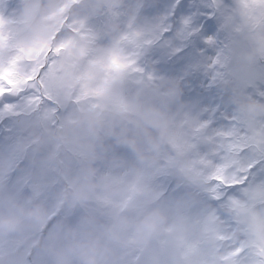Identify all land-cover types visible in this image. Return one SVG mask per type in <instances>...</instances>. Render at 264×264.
I'll use <instances>...</instances> for the list:
<instances>
[{"label":"rangeland","instance_id":"rangeland-1","mask_svg":"<svg viewBox=\"0 0 264 264\" xmlns=\"http://www.w3.org/2000/svg\"><path fill=\"white\" fill-rule=\"evenodd\" d=\"M154 2L0 0V68L22 56L42 61L48 46L63 44L62 101L71 109L55 128L45 123L50 113L33 120L0 111V264H235L231 249L241 241L248 264H259L264 186L220 210L231 227L215 208H200L207 182L176 129L180 88L141 75L151 68L141 45L160 24L141 10ZM227 3L234 7L217 21L233 36L236 86L244 88L264 77L252 69L264 58V2ZM22 82L13 78V89ZM74 98L79 103L70 104ZM229 101L250 127L248 143L264 142V103L238 88ZM165 156L168 167L183 170L176 198L162 197L153 181ZM21 161L28 165L17 169L23 192L7 185Z\"/></svg>","mask_w":264,"mask_h":264},{"label":"snow or ice","instance_id":"snow-or-ice-1","mask_svg":"<svg viewBox=\"0 0 264 264\" xmlns=\"http://www.w3.org/2000/svg\"><path fill=\"white\" fill-rule=\"evenodd\" d=\"M233 7L227 0H210L208 5L199 8L196 0H171V3L155 0L141 10L149 20L160 24L156 37L141 45L142 59L151 68L139 70L156 86L169 82L179 86L176 129L190 149L188 160L207 182V188L200 192V208L211 206L218 216L221 209L250 187L264 186V142L248 143L250 127L236 119L234 106L229 101L232 90L238 88L242 95L264 103V77L244 88L236 86L238 71L229 51L233 36L227 25L217 21V15L230 14ZM206 8L210 10L205 11ZM219 32H225L227 38L221 40ZM63 51V44L54 43L40 53L42 61L22 56L7 68H0V111L11 110L6 118L27 114L33 120H40L45 113H50L52 119L45 120L46 125L51 128L60 125L71 110L62 101ZM197 57H207L208 62L202 64ZM255 68L264 71V58L256 61L252 66ZM13 78L23 81L18 90L12 87ZM201 78L203 83H200ZM69 103L79 101L74 98ZM221 112V119H215ZM260 126L264 128V121ZM11 150L12 145H9ZM164 161L162 171L154 175L153 181L162 197L176 198L183 170L168 167L166 156ZM21 166L28 165L21 161V165L9 171L7 185L23 192L27 184L20 183L17 169ZM220 218L230 227L235 224L224 216ZM257 251L262 253L257 257L259 264H264V248ZM248 253L243 241L231 249L235 264H248Z\"/></svg>","mask_w":264,"mask_h":264},{"label":"trees","instance_id":"trees-1","mask_svg":"<svg viewBox=\"0 0 264 264\" xmlns=\"http://www.w3.org/2000/svg\"><path fill=\"white\" fill-rule=\"evenodd\" d=\"M102 121V120H101ZM95 165H97V163H95ZM95 165H93V166H95Z\"/></svg>","mask_w":264,"mask_h":264}]
</instances>
